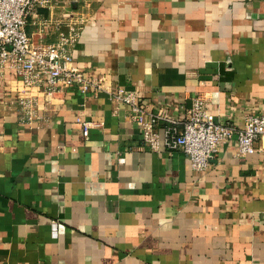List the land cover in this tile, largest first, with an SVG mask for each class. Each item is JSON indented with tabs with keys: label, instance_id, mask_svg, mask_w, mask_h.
Returning a JSON list of instances; mask_svg holds the SVG:
<instances>
[{
	"label": "crops",
	"instance_id": "0c3cea01",
	"mask_svg": "<svg viewBox=\"0 0 264 264\" xmlns=\"http://www.w3.org/2000/svg\"><path fill=\"white\" fill-rule=\"evenodd\" d=\"M52 2L28 31L57 42L78 19L75 64L111 90L173 115L201 94L236 125L264 111V0ZM21 89L0 64V264H264L263 151L238 155L234 138L198 171L164 122L154 145L106 91L34 89L29 122Z\"/></svg>",
	"mask_w": 264,
	"mask_h": 264
},
{
	"label": "built area",
	"instance_id": "2783aa9c",
	"mask_svg": "<svg viewBox=\"0 0 264 264\" xmlns=\"http://www.w3.org/2000/svg\"><path fill=\"white\" fill-rule=\"evenodd\" d=\"M52 5V0H0V64L2 67L9 64L18 74L23 87L19 102L27 121L38 117L39 97L32 90L52 94L77 86L82 92L106 91L112 98L127 103L145 140L154 145L160 141L159 125L164 122L165 146L170 150L182 148L198 171H205L221 145L234 138L239 144L238 155L264 152V111L251 112L242 125H236L219 120L207 106L206 98L196 94L181 114L173 115L166 105L149 109L138 89L113 91L106 77L87 76L75 64L72 52L81 34L76 18L70 19L68 32L57 42L35 41L27 29L28 16L36 14L39 7ZM78 121L82 123L83 135L88 136L93 122L81 117Z\"/></svg>",
	"mask_w": 264,
	"mask_h": 264
}]
</instances>
